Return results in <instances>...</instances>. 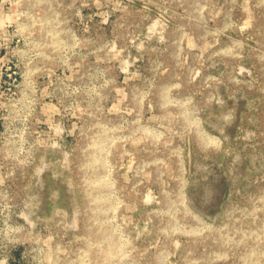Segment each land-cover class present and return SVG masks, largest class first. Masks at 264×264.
I'll return each mask as SVG.
<instances>
[{
	"label": "rangeland",
	"instance_id": "rangeland-1",
	"mask_svg": "<svg viewBox=\"0 0 264 264\" xmlns=\"http://www.w3.org/2000/svg\"><path fill=\"white\" fill-rule=\"evenodd\" d=\"M12 10L0 203L76 264H264V0Z\"/></svg>",
	"mask_w": 264,
	"mask_h": 264
},
{
	"label": "built area",
	"instance_id": "built-area-1",
	"mask_svg": "<svg viewBox=\"0 0 264 264\" xmlns=\"http://www.w3.org/2000/svg\"><path fill=\"white\" fill-rule=\"evenodd\" d=\"M20 1L0 0V81L3 76L13 82L17 79L14 72H8L7 64L19 50L20 38L12 31L11 17L13 3ZM26 209L25 205L15 208L0 203V264H76L75 249L66 235L73 231L75 223L67 219L53 220L51 224L56 226L53 231L49 222L45 219L38 222ZM43 222L45 228L42 226L43 229L35 233L34 228Z\"/></svg>",
	"mask_w": 264,
	"mask_h": 264
}]
</instances>
